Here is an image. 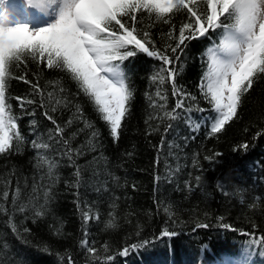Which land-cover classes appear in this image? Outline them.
<instances>
[{
	"label": "trees",
	"instance_id": "1",
	"mask_svg": "<svg viewBox=\"0 0 264 264\" xmlns=\"http://www.w3.org/2000/svg\"><path fill=\"white\" fill-rule=\"evenodd\" d=\"M188 22L183 11L167 23L142 12L136 28L164 51L175 46L173 37ZM221 42L222 29L210 30L178 50L179 61L171 66L178 70L176 88L196 98L185 97L181 109L175 107L181 96L173 94L167 72L163 83L152 79L162 61L139 51L125 59L133 96L118 139L70 73L30 58L11 67L15 78L8 81L6 102L23 139L0 154V264H68L69 257L72 264H264V76L243 95L236 118L212 134L206 118L213 106L201 84L207 83L211 50ZM17 97L24 99V108ZM45 111L64 128L68 146L55 135ZM196 123L201 126L194 130ZM33 141L49 147L37 149ZM243 143L246 151L234 150ZM40 157L56 164L51 174ZM109 220L115 228H106ZM197 223L209 227L196 228ZM164 231L177 234L164 237ZM85 239L94 255L82 247ZM133 244L140 247L131 250ZM125 247L130 249L126 257L120 254Z\"/></svg>",
	"mask_w": 264,
	"mask_h": 264
},
{
	"label": "snow or ice",
	"instance_id": "2",
	"mask_svg": "<svg viewBox=\"0 0 264 264\" xmlns=\"http://www.w3.org/2000/svg\"><path fill=\"white\" fill-rule=\"evenodd\" d=\"M6 2L7 0H4V3ZM28 3L32 9L46 12L52 19L46 26L33 29L27 23L9 26L7 17L0 15V154L12 149L13 140L23 139L16 118L12 116L10 106L6 102V93L8 81L15 78L10 71L11 67L14 64L19 67L21 63L26 62V58L43 63L49 69L59 68L70 73L81 91L93 102L114 139H118L120 135L122 122L133 96L126 83L122 62L135 56L137 51L162 61L164 67L152 79L155 81L159 77L163 83L165 78L162 73L167 72L173 94L181 96L175 107L181 109L185 107L184 98L190 97V94L178 92L175 85L178 70L171 66L179 61L178 50L182 53L186 41L204 37L210 30L222 29L221 45L212 50L209 70L205 74L207 83L201 84L202 94L213 106L209 117L206 118L212 134L221 132L236 118L243 95L252 89L257 79L264 76V0H28ZM201 3L204 4L203 10L200 9ZM180 11L187 14L189 22L182 24L178 37H173L176 39L175 46L168 45L161 51L152 44L147 31H144L142 36L137 31V13L147 12L167 23L172 14ZM169 51L173 55H168ZM118 61L121 63H117ZM18 78L25 83H32L25 76ZM32 88L41 94L38 84H32ZM157 96H160L159 91ZM190 98L193 101L196 99ZM161 99L164 97L161 96ZM17 100L20 101V107L24 108V99L17 97ZM27 103L35 101L30 100ZM40 106L44 107L43 99ZM191 110L185 109L187 112ZM199 111L203 112L204 109ZM77 112L82 118L79 107ZM173 113L166 112L165 115L176 119L178 114ZM44 115L55 125V135L61 137L63 144L68 146V140L63 139L64 128L57 124L47 111ZM188 122L192 123L190 118ZM87 126L91 127L90 124ZM200 126L196 123L194 130ZM168 128H171L170 124ZM92 135L96 136L97 133L93 132ZM32 143L37 149L49 147L48 144H38L35 141ZM240 149L246 151L248 144L243 143L239 149L234 150ZM65 154L71 160L73 150L68 147ZM40 159L48 165L51 174L56 164L46 157ZM205 159L211 161L212 157ZM75 175L76 187H79V167ZM200 179L199 176L196 177L197 181ZM188 187L191 188V185ZM19 194L20 190L17 188L16 197ZM2 195L3 199L7 200L9 193L4 191ZM47 197L48 193H45L46 203ZM24 207L22 205L19 210L24 211ZM36 215L41 213L37 211ZM85 219H89L87 214ZM115 227L116 224L112 220L106 224V228ZM195 227L208 228L209 225L197 223ZM12 231H17L14 224ZM176 234L164 231L162 236L172 237ZM81 245L88 253L95 254L96 250L88 246L86 239ZM138 247L140 246L136 244L130 246L131 250ZM129 251L130 249L125 247L120 254L126 257ZM68 264H72L71 257L68 258Z\"/></svg>",
	"mask_w": 264,
	"mask_h": 264
},
{
	"label": "rangeland",
	"instance_id": "3",
	"mask_svg": "<svg viewBox=\"0 0 264 264\" xmlns=\"http://www.w3.org/2000/svg\"><path fill=\"white\" fill-rule=\"evenodd\" d=\"M21 4L26 6V8L21 9L19 6L15 5L13 1L10 2V0H7L6 3H4V0H0V15H4L7 17V21L9 23V26H16L18 23H27L29 26L33 29L39 27V26H46L45 19L40 18L39 13L33 12L35 8H31V5L28 3V0H20ZM20 4V5H21ZM21 5V6H22ZM27 10L24 11V10ZM39 10V9H36ZM41 11V10H39ZM43 12V11H42ZM52 19V18H50ZM49 19V20H50ZM48 20V21H49ZM221 45V43H220ZM219 45V46H220ZM219 46L215 47L218 48ZM214 50V48H213ZM211 58H212V52H211ZM214 264H236V261L233 260H225L222 263H214Z\"/></svg>",
	"mask_w": 264,
	"mask_h": 264
},
{
	"label": "bare ground",
	"instance_id": "4",
	"mask_svg": "<svg viewBox=\"0 0 264 264\" xmlns=\"http://www.w3.org/2000/svg\"><path fill=\"white\" fill-rule=\"evenodd\" d=\"M51 18V17H50ZM50 18H48V19H50Z\"/></svg>",
	"mask_w": 264,
	"mask_h": 264
}]
</instances>
